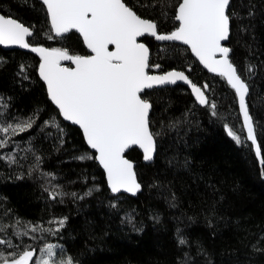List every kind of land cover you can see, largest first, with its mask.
Returning <instances> with one entry per match:
<instances>
[{
	"label": "trees",
	"instance_id": "1",
	"mask_svg": "<svg viewBox=\"0 0 264 264\" xmlns=\"http://www.w3.org/2000/svg\"><path fill=\"white\" fill-rule=\"evenodd\" d=\"M126 3L143 18L159 21L161 32L176 26L175 21L161 18L158 9L143 7L146 0ZM0 13L34 26L38 35L27 39L32 46L88 54L75 32L66 40L47 39L54 34L40 0H0ZM228 14L231 33L227 46L238 73L249 85L246 104L264 158V0H231ZM141 42L150 49L149 73L179 70L202 90L206 83L205 95L216 104L218 115L213 116L209 106L198 105L182 85L144 91L141 95L153 105L150 131L158 135L150 163L143 162L137 149L126 154L135 163L141 185L134 197L113 195L96 160L75 159L94 153L81 131L64 122L48 100L38 74L40 58L0 48V97L9 105L6 110L0 108L4 113L0 127L43 110L32 129L18 135L0 133V139L9 140L0 154L27 157L19 161L22 167L0 160V225L8 226L7 231H0V239L21 246L0 245V252L17 256L28 245L36 249L51 243L63 246V253L56 249L58 257H71L77 264H264V165L247 140L235 91L205 69L186 45L150 37ZM156 64L160 67H154ZM249 65L254 66L251 73ZM52 117L64 128L63 134L51 126L41 131L44 121ZM225 123L242 138L241 144L227 135ZM48 132L53 134L46 135ZM29 148L31 151H25ZM37 155L39 167L29 175ZM42 172L56 178L42 177ZM52 185H59L67 195L49 199L44 187ZM89 189L92 194L83 199L71 195L75 192L79 197ZM65 217L59 233L17 235L25 226L54 229L56 225L49 221ZM127 217L132 218L131 223ZM180 237L187 241L185 245H179Z\"/></svg>",
	"mask_w": 264,
	"mask_h": 264
},
{
	"label": "snow or ice",
	"instance_id": "2",
	"mask_svg": "<svg viewBox=\"0 0 264 264\" xmlns=\"http://www.w3.org/2000/svg\"><path fill=\"white\" fill-rule=\"evenodd\" d=\"M23 2L28 3L29 0ZM40 2L46 9L50 31L54 34L48 35L47 39L66 40L70 38L69 34L78 33L89 54H73L68 48L32 46L26 38L38 35L34 26H26L17 18L3 14H0V45L5 47L15 45L39 56V77L46 85L49 100L64 121L77 125L82 130L88 147L95 152V155L84 154L75 159L98 161L107 175L112 193L124 191L135 196L141 190L133 164L124 158L127 149L138 146L143 150L145 161H152L154 158L155 135L158 134L154 135L150 131V110L153 105L141 95L145 89L175 85L182 81L191 88L201 106H209L212 115H218L216 104L210 102L205 95L209 88L206 83L202 90L184 71L178 70L163 75L148 74V69L152 66L150 49L139 40L144 36L153 37L156 41L179 42L186 45L204 68L223 78L238 97L244 127L247 129V140L251 141L252 145H257L253 119L246 104L249 85L242 79L230 58L232 50L222 43L230 39L231 16L228 12L231 0H177L175 3L172 0H155L151 4L146 0L143 7L156 8L161 18L176 22V26L170 32H161L159 21L143 18L133 7L127 5L126 0H40ZM251 14L250 12L249 15ZM62 61H70L71 65L64 66ZM154 67L159 68L160 65L156 64ZM253 67L248 66L250 73ZM24 70L22 65L21 72ZM191 70L190 68L189 71ZM8 107L3 97H0V108L6 110ZM41 111L43 110L37 109L33 116L25 120L0 127V133L4 136L9 132L18 135L32 129ZM3 115L4 113L0 112V116ZM49 126L61 134L64 133V128L56 122L55 117L45 120L41 131ZM224 129L237 144L242 143V138L227 123L224 124ZM52 134L46 133L49 136ZM60 139L63 143L62 136ZM8 143V139H0V149L5 148ZM25 151H31V148ZM255 151L261 165H264L261 148L257 146ZM21 159L27 157L18 159L13 153L0 154V160L10 166L22 167L23 165L19 163ZM35 159L36 163L29 168V175L39 167L40 156H35ZM261 175L264 176V171ZM41 176L56 178L48 172H42ZM21 178L22 176L17 177ZM59 187V185L44 187L49 199L55 201L58 197L67 195L60 191ZM91 194V189L79 197L77 193H71L72 197L79 199ZM112 207L116 205L113 204ZM7 213L8 210H5L4 215ZM127 219L132 222L131 217ZM66 221V217L49 221L56 225L54 229L42 228L39 225L25 226L26 230L17 235L26 236L29 232L59 233L65 227ZM7 228V225H0V231H7ZM178 243L185 245L187 241L180 237ZM0 245H6L8 248L21 247L13 245L10 239H0ZM57 248L63 253V246L51 243L42 246L39 252L43 255L34 259L35 252L32 246L28 245L21 248L22 254L18 257L14 253L5 255L0 252V262L77 264L71 257H58Z\"/></svg>",
	"mask_w": 264,
	"mask_h": 264
},
{
	"label": "water",
	"instance_id": "3",
	"mask_svg": "<svg viewBox=\"0 0 264 264\" xmlns=\"http://www.w3.org/2000/svg\"><path fill=\"white\" fill-rule=\"evenodd\" d=\"M1 14V13H0ZM78 34V33H77ZM78 36H79V34H78ZM144 37H149V36H144ZM144 37H141V38H139V40H140V42H141V39H143ZM150 38H153V37H150ZM26 39H28V38H26ZM80 39H81V41H82V38L80 37ZM159 42H162V41H159ZM227 42L228 41H225V42H222L225 46H227ZM82 43H83V41H82ZM84 45V44H83ZM85 47V46H84ZM228 47V46H227ZM0 48L1 49H3V50H12V49H17V50H21V51H25V52H29V53H32V54H34V55H37L36 53H33V52H31L30 50H28V49H22V48H19L18 46H15V45H11V46H8V47H5V46H3V45H0ZM85 49L87 50V48L85 47ZM112 49V46H110V50ZM87 53H88V50H87ZM89 54V53H88ZM38 56V55H37ZM39 57V56H38ZM197 59V58H196ZM198 60V59H197ZM199 61V60H198ZM62 64L64 65V66H70L71 65V62L70 61H62ZM202 65V64H201ZM203 66V65H202ZM204 67V66H203ZM206 69V68H205ZM170 71H172V70H170ZM179 71V70H178ZM167 72H169V71H167ZM167 72H164V73H149L148 72V74L149 75H163V74H166ZM38 74H39V67H38ZM212 74H214V73H212ZM216 75V74H215ZM40 78V77H39ZM42 81V80H41ZM42 83H43V81H42ZM44 84V83H43ZM175 85H182V86H184L185 88H187L189 91H190V93H191V95H192V97H193V99L196 101V99H195V96L193 95V93H192V91H191V88L188 86V85H186V84H184L182 81H178ZM45 86V89H46V85H44ZM166 86H173V85H163V86H154L153 88H160V87H166ZM152 88V89H153ZM146 90H151V89H145L144 91H146ZM234 90V89H233ZM46 93H47V90H46ZM142 94V93H141ZM48 97V96H47ZM247 97V96H246ZM237 99H238V97H237ZM48 100H49V98H48ZM50 101V100H49ZM51 102V101H50ZM196 103L198 104V105H200L197 101H196ZM53 105V104H52ZM54 107H55V105H53ZM238 106H239V100H238ZM56 109V108H55ZM57 110V109H56ZM239 110H240V107H239ZM58 111V110H57ZM59 113V112H58ZM240 114H241V118H242V122H243V124H244V120H243V115H242V113L240 112ZM60 116V115H59ZM60 118L63 120V118L60 116ZM64 121V120H63ZM64 122H66V123H68V124H70V125H72L70 122H68V121H64ZM73 126H75V127H77L80 131H81V134H82V136H83V132H82V130L77 126V125H73ZM246 129V128H245ZM246 132H247V129H246ZM83 139H84V136H83ZM84 141H85V139H84ZM250 143H251V141H250ZM85 144H86V146L88 147V145H87V143H86V141H85ZM252 144V143H251ZM256 147H257V145L256 146H254L253 145V148H254V151H255V149H256ZM88 149L91 151V152H93L94 153V155H95V152H94V150H92L91 148H89L88 147ZM132 149H137L139 152H141V154H142V160H143V162L145 163V164H148V163H150L151 161H145L144 159H143V150L142 149H140L138 146H132V147H130L129 149H127L126 151H125V153H124V158L125 159H128L127 157H126V154H127V152L128 151H130V150H132ZM156 152V151H155ZM255 154H256V151H255ZM154 156H155V153H154ZM154 159V158H153ZM129 160V159H128ZM132 164H133V169H134V171H135V163L133 162V161H131V160H129ZM260 161V160H259ZM97 162V164L99 165V167L101 168V170L103 171V173H104V176H105V180H106V184H107V187H108V189H109V191L111 192V190H110V188H109V186H108V182H107V175H106V173H105V171H104V169L102 168V166H100V164H99V162L98 161H96ZM135 173H136V171H135ZM137 182H138V180H137ZM139 183V182H138ZM140 192V191H139ZM138 192V193H139ZM112 193V192H111ZM137 193V194H138ZM113 195H119V194H126V195H128V196H131V197H134L133 195H131L130 193H127V192H124V191H121V192H119V193H112ZM136 194V195H137ZM135 195V196H136Z\"/></svg>",
	"mask_w": 264,
	"mask_h": 264
},
{
	"label": "rangeland",
	"instance_id": "4",
	"mask_svg": "<svg viewBox=\"0 0 264 264\" xmlns=\"http://www.w3.org/2000/svg\"><path fill=\"white\" fill-rule=\"evenodd\" d=\"M45 245H47V243H46V244H41V246H39L38 248L33 249L34 252H35V254H34V259H38V258H40V257L43 255L42 253L39 252V249H40L42 246H45ZM18 256H19V255H17V257H18ZM0 264H2V262H1ZM30 264H32V262H30Z\"/></svg>",
	"mask_w": 264,
	"mask_h": 264
}]
</instances>
